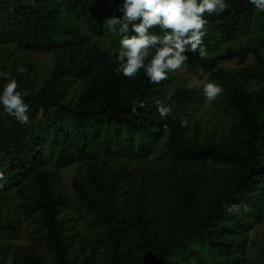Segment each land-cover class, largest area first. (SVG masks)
Instances as JSON below:
<instances>
[{
  "label": "trees",
  "instance_id": "16d2710c",
  "mask_svg": "<svg viewBox=\"0 0 264 264\" xmlns=\"http://www.w3.org/2000/svg\"><path fill=\"white\" fill-rule=\"evenodd\" d=\"M120 3L105 11L98 0H0V50L23 52L11 69L0 56V70L30 94L27 125L0 108V264H248L249 233L264 218V13L248 0H228L225 12L204 14L209 56L201 59L197 50L191 64L226 86L221 109L234 127L216 141L219 132L208 134L195 120L199 90L178 85L175 71L159 84L143 69L127 78L94 41L110 35L105 21L121 15ZM150 31L164 35L159 26ZM234 42L237 49L217 53ZM44 53L55 62L45 76L33 60ZM230 61L244 67L238 78L220 68ZM158 101L173 107L175 119L160 118ZM233 133L240 138L228 142ZM162 145L171 164L154 159ZM120 162L116 177L105 178V168ZM78 164L88 167V180L75 189L104 237L101 260L96 242L71 222L72 199L54 188L61 172ZM131 175L133 191L134 180L124 185ZM29 186L38 197L26 208L30 216L44 212L48 258L17 251L26 231L8 212Z\"/></svg>",
  "mask_w": 264,
  "mask_h": 264
},
{
  "label": "clouds",
  "instance_id": "9594fccd",
  "mask_svg": "<svg viewBox=\"0 0 264 264\" xmlns=\"http://www.w3.org/2000/svg\"><path fill=\"white\" fill-rule=\"evenodd\" d=\"M254 10L264 13V0H248ZM228 8V0H122L118 5L120 16L106 19L105 26L120 35L119 50L116 55L117 73L134 79L143 69L144 74L153 84H159L168 79L169 73L180 69L188 60L187 53L199 50L201 59L206 55L202 46L205 35V25L209 16L220 14ZM159 26L164 35L157 36L151 29ZM133 33L128 35V33ZM162 44L151 51V46ZM25 69L18 67L17 72ZM0 80L5 83L0 87V108L4 113L22 125L30 122L29 105L25 97L27 90H17L18 80L9 72L0 70ZM193 87L192 83L188 88ZM223 86L216 82H208L203 86L204 97L214 101L222 94ZM144 107V102H139ZM135 110V108H134ZM157 111L161 119L173 117V107L164 102H157ZM189 120L180 119V126L187 127Z\"/></svg>",
  "mask_w": 264,
  "mask_h": 264
},
{
  "label": "rangeland",
  "instance_id": "374dc122",
  "mask_svg": "<svg viewBox=\"0 0 264 264\" xmlns=\"http://www.w3.org/2000/svg\"><path fill=\"white\" fill-rule=\"evenodd\" d=\"M117 0H98V6L105 11H111L114 8ZM120 35L111 31L110 35L104 39H95L94 41L98 42L101 45V48L110 54L112 57H116L119 50V40ZM238 48V43L234 42L232 44H226L218 48L217 53H223L227 47ZM23 52L16 49L15 47H6L5 49L0 50V56L4 57L5 65L7 69L15 64L16 60L22 59L21 56ZM188 60L182 65L180 69L175 70L176 83L181 86H188L189 83H192L193 88H196L200 91V102L196 107L195 111V120L201 123V126L208 131V134H211L213 131L219 132L216 141L222 139L224 136L222 130L226 129L229 132H234V127L232 123L227 120L226 115L222 112V96L226 91V86H223V92L214 101H208L203 94V86L205 83L213 82L210 79V73H207L199 68L197 71L194 70L191 61H194L197 57L195 53H187ZM209 56V55H205ZM25 60V58H23ZM34 63L40 68V73L42 75H47L54 66V57L52 54H36L33 57ZM256 59L253 55H250L247 61V66L252 67L255 65ZM226 73L232 78H238L243 70V66L239 61H230L222 64L220 66ZM84 92L83 88L75 89L73 92V99H78V97ZM218 128V129H217ZM235 137L229 139L228 142H234L240 136L233 133ZM166 141V140H165ZM165 141L162 144L165 145ZM154 159L162 161L163 163L171 164V159L167 154V151L164 150L163 145L156 152ZM124 165L125 162L110 164L102 172L105 178H115L117 172L120 169L121 165ZM122 167V166H121ZM126 169L130 170L127 166ZM137 171L134 173L137 175ZM88 167L86 164H78L73 167H70L61 172L60 185H55V192L58 193L61 197H65L70 201L72 199V204L68 206L67 211L71 217L72 224H78L83 228L84 236L90 243L96 242V248L99 251L98 259L103 258L104 250L100 248L99 240H102L104 237L101 234L100 230L94 229L91 227L90 219L88 217V208L85 203H82L77 197V192L75 187L78 182H86L89 177ZM134 175L126 177L124 185L127 188H130L129 184L133 182ZM105 180V179H104ZM106 181V180H105ZM135 181V180H134ZM137 182H133L131 186V191L136 187ZM38 194L36 189L33 186H29L24 190V194L15 195L11 199L14 203V207L11 211L8 212L10 218H15L17 215L21 218L25 233L23 234L21 240L17 241V251L19 253H26L29 256H44L48 258V253L46 252V245L44 240H46L45 235L42 233L41 223L43 220L44 212L34 213L30 216L27 206L31 204ZM43 234V235H42ZM264 218L261 223L255 225L249 233V250H248V264H264ZM92 252L89 251V256ZM103 259L98 262L100 264ZM8 264H13L9 262Z\"/></svg>",
  "mask_w": 264,
  "mask_h": 264
}]
</instances>
